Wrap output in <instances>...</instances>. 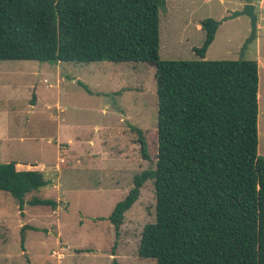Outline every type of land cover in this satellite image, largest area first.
Wrapping results in <instances>:
<instances>
[{
    "label": "trees",
    "instance_id": "1",
    "mask_svg": "<svg viewBox=\"0 0 264 264\" xmlns=\"http://www.w3.org/2000/svg\"><path fill=\"white\" fill-rule=\"evenodd\" d=\"M252 3L254 0H240ZM164 0H0V61L146 63L154 68L157 151L153 169L108 216L117 230L152 181L155 222L143 227L138 257L155 264H264V157L257 154L258 66L254 60H205L216 21H201L196 60L159 57ZM80 85V83H79ZM82 86V84H81ZM86 89V87H85ZM143 159H148L143 132ZM42 173L0 164V191L23 210L56 202L33 191ZM28 225L21 231L24 240ZM112 264H117L113 261Z\"/></svg>",
    "mask_w": 264,
    "mask_h": 264
},
{
    "label": "rangeland",
    "instance_id": "2",
    "mask_svg": "<svg viewBox=\"0 0 264 264\" xmlns=\"http://www.w3.org/2000/svg\"><path fill=\"white\" fill-rule=\"evenodd\" d=\"M164 2L161 60L198 59L193 49L205 38L200 23L211 18L217 30L205 60L261 63L257 154L263 158L264 39L250 42L241 57L250 19L223 20L241 11L243 1ZM147 65L0 61V164L41 172L47 186L25 201L37 197L57 204L53 210L26 203L20 211L10 194L0 191V264H155L137 254L143 227L155 222L152 181L143 185L117 230L107 219L132 188L133 177L154 168L157 95L155 70ZM132 128L143 132L148 159ZM25 225L36 230L26 229L22 241Z\"/></svg>",
    "mask_w": 264,
    "mask_h": 264
},
{
    "label": "water",
    "instance_id": "3",
    "mask_svg": "<svg viewBox=\"0 0 264 264\" xmlns=\"http://www.w3.org/2000/svg\"><path fill=\"white\" fill-rule=\"evenodd\" d=\"M239 16H246L250 19V36L245 41L242 50H241V57L243 56L244 51L246 50L248 44L252 42L256 38V24H257V17L254 10V5L252 3H245L243 9L241 11H234L229 16L224 18L223 20H230ZM222 20V21H223ZM241 61V60H240Z\"/></svg>",
    "mask_w": 264,
    "mask_h": 264
},
{
    "label": "crops",
    "instance_id": "4",
    "mask_svg": "<svg viewBox=\"0 0 264 264\" xmlns=\"http://www.w3.org/2000/svg\"><path fill=\"white\" fill-rule=\"evenodd\" d=\"M243 4H245V2H243ZM252 4L254 5L255 14L257 17L256 38L255 39L261 40V39H264V32H263L264 31V0H254L252 2ZM256 62H257L258 70H259V66L261 65V63L259 61H256ZM258 84H259V79H258ZM258 96H259V93H257V97ZM259 114H260V112H259ZM257 123H258L257 135H258V140H259V137H260V132L258 131L259 119L257 120ZM262 130H263V137H264V124L262 126ZM262 145H263V151L262 152L264 153V140L262 142ZM257 149H258V147H257Z\"/></svg>",
    "mask_w": 264,
    "mask_h": 264
}]
</instances>
